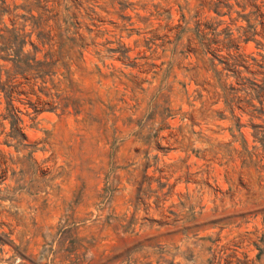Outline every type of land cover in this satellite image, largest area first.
Masks as SVG:
<instances>
[{
    "label": "rangeland",
    "instance_id": "374dc122",
    "mask_svg": "<svg viewBox=\"0 0 264 264\" xmlns=\"http://www.w3.org/2000/svg\"><path fill=\"white\" fill-rule=\"evenodd\" d=\"M0 9L74 38L49 89L72 105L14 99L16 143L0 97V264H264V0Z\"/></svg>",
    "mask_w": 264,
    "mask_h": 264
},
{
    "label": "trees",
    "instance_id": "16d2710c",
    "mask_svg": "<svg viewBox=\"0 0 264 264\" xmlns=\"http://www.w3.org/2000/svg\"><path fill=\"white\" fill-rule=\"evenodd\" d=\"M3 12L4 10L0 9V22ZM49 18L54 19L52 25L56 32L51 34L50 30L38 31L36 33V45L28 40L29 33H20L13 26L8 28L3 25L0 27V97L4 102L1 116L8 120L9 135L12 139H16V143L20 141L17 137H23V135L18 132V123L21 122V119L16 115V113H20L19 110L12 104L14 99L23 101L31 108L33 114L44 110L53 111L56 108L63 110L64 107L72 105L69 96H61L56 92L51 93L49 89H58L57 82H54L52 78L58 67L62 66L68 72V64L66 68V63L62 61V50L66 42H72L74 38L62 32L57 23V15L53 14ZM47 19L46 17L42 20L41 16L38 15L33 23L35 25L40 22L46 23ZM26 41L30 44V49L23 51ZM54 44L55 48L53 47ZM44 45L46 48L41 57L38 58L36 55L40 51L38 46L44 47ZM7 62L9 63L8 66H6ZM18 79H22V81H18ZM47 82L50 86L46 85ZM251 85L254 92L263 88L262 85L258 86L254 83ZM22 86L25 88L22 89ZM229 90L235 91L232 86L229 87ZM20 96L22 99H18ZM31 96H33L32 101ZM41 96L45 98L43 99Z\"/></svg>",
    "mask_w": 264,
    "mask_h": 264
}]
</instances>
